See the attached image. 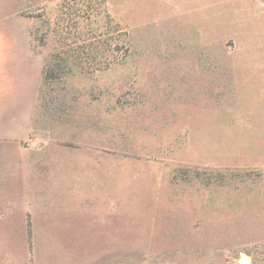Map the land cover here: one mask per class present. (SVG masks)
I'll return each instance as SVG.
<instances>
[{
	"label": "rangeland",
	"instance_id": "374dc122",
	"mask_svg": "<svg viewBox=\"0 0 264 264\" xmlns=\"http://www.w3.org/2000/svg\"><path fill=\"white\" fill-rule=\"evenodd\" d=\"M0 41L51 67L0 264H264V0H0Z\"/></svg>",
	"mask_w": 264,
	"mask_h": 264
},
{
	"label": "crops",
	"instance_id": "0c3cea01",
	"mask_svg": "<svg viewBox=\"0 0 264 264\" xmlns=\"http://www.w3.org/2000/svg\"><path fill=\"white\" fill-rule=\"evenodd\" d=\"M42 60L29 42L0 41V143L21 144L28 136Z\"/></svg>",
	"mask_w": 264,
	"mask_h": 264
},
{
	"label": "trees",
	"instance_id": "16d2710c",
	"mask_svg": "<svg viewBox=\"0 0 264 264\" xmlns=\"http://www.w3.org/2000/svg\"><path fill=\"white\" fill-rule=\"evenodd\" d=\"M82 58V57H81ZM83 59V58H82ZM51 73V67L49 66V64H46L45 67H44V71H43V79H46L48 78L49 75Z\"/></svg>",
	"mask_w": 264,
	"mask_h": 264
},
{
	"label": "bare ground",
	"instance_id": "6f19581e",
	"mask_svg": "<svg viewBox=\"0 0 264 264\" xmlns=\"http://www.w3.org/2000/svg\"><path fill=\"white\" fill-rule=\"evenodd\" d=\"M242 262H244V259H243V261Z\"/></svg>",
	"mask_w": 264,
	"mask_h": 264
},
{
	"label": "water",
	"instance_id": "95a60500",
	"mask_svg": "<svg viewBox=\"0 0 264 264\" xmlns=\"http://www.w3.org/2000/svg\"><path fill=\"white\" fill-rule=\"evenodd\" d=\"M241 261H243V259H241Z\"/></svg>",
	"mask_w": 264,
	"mask_h": 264
}]
</instances>
